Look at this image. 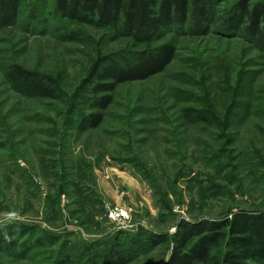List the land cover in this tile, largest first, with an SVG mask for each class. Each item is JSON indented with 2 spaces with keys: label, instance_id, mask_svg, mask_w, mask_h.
Instances as JSON below:
<instances>
[{
  "label": "rangeland",
  "instance_id": "obj_1",
  "mask_svg": "<svg viewBox=\"0 0 264 264\" xmlns=\"http://www.w3.org/2000/svg\"><path fill=\"white\" fill-rule=\"evenodd\" d=\"M19 1L15 25L0 29V229H28L38 244L0 252V264H100L114 242L130 252L125 264H162L170 244L141 250L128 239L264 210V49L249 36L165 32L169 66L119 85L101 124L78 134L97 61L142 47L61 20L54 0ZM12 65L54 78L62 99L22 93L6 78Z\"/></svg>",
  "mask_w": 264,
  "mask_h": 264
},
{
  "label": "trees",
  "instance_id": "obj_2",
  "mask_svg": "<svg viewBox=\"0 0 264 264\" xmlns=\"http://www.w3.org/2000/svg\"><path fill=\"white\" fill-rule=\"evenodd\" d=\"M226 1L54 0V13L61 20L107 31L114 40L127 38L142 47L122 60L102 58L97 61L85 81L89 86V112L80 115L75 131L82 134L101 124L103 112L112 103V93L119 85L145 81L169 66L176 46L170 41L158 43L165 32L177 33L188 28L202 34L220 29L229 34L243 33L264 49V0H235L219 11V5ZM19 6V0H0V29L15 25ZM64 40H75V37L70 34L64 36ZM6 78L29 96L62 99L57 81L47 75L12 65ZM189 111L188 118L197 117V112ZM27 230L11 226L0 229V252L13 255L11 251L19 245H26L29 251L34 248L37 241L30 244L25 240ZM124 241L120 245H126ZM128 243L141 250L170 244V254L162 264H264V210H241L213 220H180L170 239L163 234L138 235L128 239ZM119 248L114 242L99 263L125 264L131 258L125 254L130 252ZM64 258L53 264H72L68 256ZM97 261L91 263L97 264Z\"/></svg>",
  "mask_w": 264,
  "mask_h": 264
},
{
  "label": "built area",
  "instance_id": "obj_3",
  "mask_svg": "<svg viewBox=\"0 0 264 264\" xmlns=\"http://www.w3.org/2000/svg\"><path fill=\"white\" fill-rule=\"evenodd\" d=\"M124 214H126V212L125 211H123V210H121L120 212H119V214H115V215H111L112 217H124Z\"/></svg>",
  "mask_w": 264,
  "mask_h": 264
},
{
  "label": "clouds",
  "instance_id": "obj_4",
  "mask_svg": "<svg viewBox=\"0 0 264 264\" xmlns=\"http://www.w3.org/2000/svg\"><path fill=\"white\" fill-rule=\"evenodd\" d=\"M7 215L9 217V219H15L17 217L16 213H8Z\"/></svg>",
  "mask_w": 264,
  "mask_h": 264
}]
</instances>
